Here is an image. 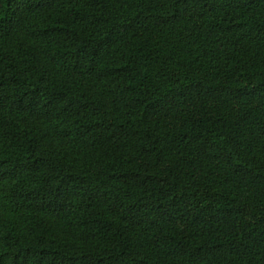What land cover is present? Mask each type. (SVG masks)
<instances>
[{
    "label": "trees",
    "instance_id": "16d2710c",
    "mask_svg": "<svg viewBox=\"0 0 264 264\" xmlns=\"http://www.w3.org/2000/svg\"><path fill=\"white\" fill-rule=\"evenodd\" d=\"M0 264H264V0H0Z\"/></svg>",
    "mask_w": 264,
    "mask_h": 264
}]
</instances>
